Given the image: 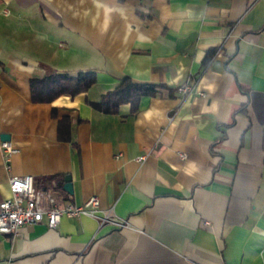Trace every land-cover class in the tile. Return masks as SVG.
I'll use <instances>...</instances> for the list:
<instances>
[{
  "label": "crops",
  "instance_id": "1",
  "mask_svg": "<svg viewBox=\"0 0 264 264\" xmlns=\"http://www.w3.org/2000/svg\"><path fill=\"white\" fill-rule=\"evenodd\" d=\"M84 71L87 92L32 102V78ZM126 77L162 88L96 110ZM13 176L125 226L44 219L0 233V264H264V0H0L1 201Z\"/></svg>",
  "mask_w": 264,
  "mask_h": 264
},
{
  "label": "built area",
  "instance_id": "2",
  "mask_svg": "<svg viewBox=\"0 0 264 264\" xmlns=\"http://www.w3.org/2000/svg\"><path fill=\"white\" fill-rule=\"evenodd\" d=\"M194 90L189 83L180 88L183 94H190ZM201 95L204 96L203 93ZM6 169H11V158L17 153L8 141L2 142ZM145 156L139 161H144ZM11 197L0 203V233L9 234L17 232L21 227L37 224L44 219L50 228H55L63 217L90 216L96 218L101 224L111 223L118 227L125 226V222L99 214V199L91 197L86 203L78 205L69 203L61 205L51 190L38 188L32 176H13L9 180Z\"/></svg>",
  "mask_w": 264,
  "mask_h": 264
},
{
  "label": "trees",
  "instance_id": "3",
  "mask_svg": "<svg viewBox=\"0 0 264 264\" xmlns=\"http://www.w3.org/2000/svg\"><path fill=\"white\" fill-rule=\"evenodd\" d=\"M95 83V71L79 72L77 75L53 72L42 78H32L30 81L32 102L52 103L60 96L75 97L87 92ZM161 88V85L135 83L126 77L113 90L103 95L100 101L92 102V105L103 113L116 114L121 105L130 104L132 111L136 112L142 97L156 96ZM58 137L61 141L71 140L70 122L67 119L59 121Z\"/></svg>",
  "mask_w": 264,
  "mask_h": 264
},
{
  "label": "water",
  "instance_id": "4",
  "mask_svg": "<svg viewBox=\"0 0 264 264\" xmlns=\"http://www.w3.org/2000/svg\"><path fill=\"white\" fill-rule=\"evenodd\" d=\"M2 139L4 141H6L7 139H9V136L8 135H2ZM64 189L71 193L72 192V184L67 181L66 185L64 186Z\"/></svg>",
  "mask_w": 264,
  "mask_h": 264
}]
</instances>
